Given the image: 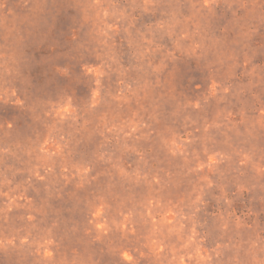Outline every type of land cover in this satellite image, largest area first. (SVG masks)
Listing matches in <instances>:
<instances>
[{
    "label": "clouds",
    "instance_id": "clouds-1",
    "mask_svg": "<svg viewBox=\"0 0 264 264\" xmlns=\"http://www.w3.org/2000/svg\"><path fill=\"white\" fill-rule=\"evenodd\" d=\"M0 264H264V0H0Z\"/></svg>",
    "mask_w": 264,
    "mask_h": 264
}]
</instances>
